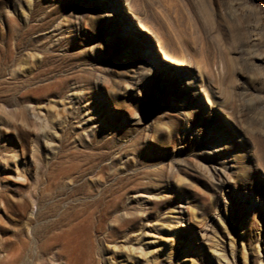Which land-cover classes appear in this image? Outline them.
<instances>
[{
  "label": "rangeland",
  "instance_id": "1",
  "mask_svg": "<svg viewBox=\"0 0 264 264\" xmlns=\"http://www.w3.org/2000/svg\"><path fill=\"white\" fill-rule=\"evenodd\" d=\"M30 7L0 0V257L17 250L48 199L62 209L47 186L51 171L70 162L66 153L105 151L92 173L83 161L70 173L81 170L90 185L97 170L101 187L129 182L103 225L108 231L124 211L134 214L118 244L125 235L136 244L140 234L152 250L170 239L174 252L160 264H264V0H31ZM159 48L186 55L176 78L161 73L168 63ZM21 109L62 122L56 145L25 134L14 122ZM35 186L45 199L32 209L21 199ZM94 188L80 195L89 199ZM101 236L92 234L95 264ZM125 257L119 264H133Z\"/></svg>",
  "mask_w": 264,
  "mask_h": 264
},
{
  "label": "bare ground",
  "instance_id": "2",
  "mask_svg": "<svg viewBox=\"0 0 264 264\" xmlns=\"http://www.w3.org/2000/svg\"><path fill=\"white\" fill-rule=\"evenodd\" d=\"M17 1L26 11H29L31 8V0ZM119 6H121V4H119ZM128 27L135 29V25L129 19ZM138 29L150 32L149 29L143 25H140ZM147 44L153 47L151 41L148 40ZM180 52L181 55L178 56L170 54L165 49L159 48L158 51L156 50V53L158 55L160 54V59L168 63V65L164 66L161 70L162 74L167 77L176 78L179 73H181V69L177 66H182L188 63L187 58L185 57L186 55L182 51ZM153 53H155V50H153ZM149 65H153L151 57L149 58ZM40 115L41 111L39 110L26 111L21 109L18 112V117L16 115L17 118L14 122L21 126V129L25 134L32 133L36 137H41L43 140L45 139V142L48 144L47 147L49 144L52 145L53 143L56 145L55 140L57 137L55 134L57 131L55 128L62 130V122L56 121L53 125H51V123L47 124L43 118L41 119ZM75 117L77 118V122L82 125L81 128H84V119L78 116ZM47 127L52 130V133L47 131ZM53 150L52 147L48 148V152L52 153L54 152ZM66 154L65 155L68 158H71L70 162L67 166L64 165V167H62L61 165V167L59 166L60 168L57 167V169L54 168L51 171V181L47 186L49 187L47 193L50 192L49 198L57 196V201L62 203V209L57 211L55 204L53 203L54 201L52 202V200L46 198L51 204L43 203V211H40V218L37 220H29L26 223V233L23 232L20 235L17 242V250L11 251L0 257V264H95L93 257L95 251L92 239V234L94 232L102 233L101 246L98 247L99 251H96L97 254L100 255L101 264H112L111 260H114L115 263L119 264L121 260L118 257H121L124 254L126 260L130 259L133 264H160V261L163 258L161 255L164 254L165 257H170L171 251L174 252V246L172 243L169 245L168 242L171 241L167 238L160 241H162V244H167L168 248L158 244L152 250H148L146 246L142 245L143 242L140 234L136 236V244L132 243L134 240L127 235L123 237L124 239L120 242L121 244L117 243L115 240L117 232L124 231L125 228H128V226H131L132 224L134 214H131L130 212L124 211L122 213V218L116 223L115 220H113V223H110V226L112 227L110 230L106 231L103 229L105 221L110 215L112 216L111 213L118 209L120 192L129 182H122V184L115 186L109 185L101 187L98 183L97 170L92 177L89 178V181L91 182L90 185L82 178L86 173L90 174L94 171V169H91V166L94 165L91 164L92 162H95L96 159L103 161L107 158V152H100L94 156L92 155L93 153H86L84 151ZM16 155L18 157V153L16 154L14 151L13 154L10 155V158H15ZM32 156L31 160L37 165L34 156ZM4 161H6V159ZM79 161H83L84 165H87L88 163V168L90 169H88L86 173L81 172V170L77 171L76 174L70 173L72 172L71 170H78V167H80ZM4 165H6V163ZM101 166L102 165H100L98 169H101ZM59 174V178L68 179L69 183L72 185L69 187L66 184L63 185L59 181H56L57 175ZM73 177L82 179V181L79 182V180ZM87 187H95L99 191L97 193L96 190V192L87 199L80 195V193L85 192ZM38 190H36L35 186V190L33 189V191H29V193L21 199L24 204L30 203L32 209L33 206L41 208L39 203L43 202L45 199V197L43 198L41 195L42 193H38ZM32 209L29 212L30 218H32ZM137 215L142 221L148 219V216L144 211L137 213ZM34 217L35 216H33V218ZM141 234L152 235V233L146 234L145 232H141ZM152 240L154 239L151 238L150 243H153ZM214 246L217 247L216 244H214ZM214 250L217 251V249ZM222 264H228V262L226 261Z\"/></svg>",
  "mask_w": 264,
  "mask_h": 264
}]
</instances>
